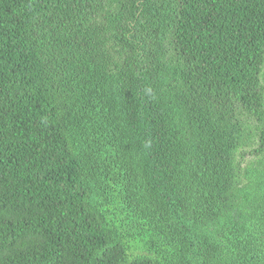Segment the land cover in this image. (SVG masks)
<instances>
[{"label": "trees", "instance_id": "trees-1", "mask_svg": "<svg viewBox=\"0 0 264 264\" xmlns=\"http://www.w3.org/2000/svg\"><path fill=\"white\" fill-rule=\"evenodd\" d=\"M0 264H264V0H0Z\"/></svg>", "mask_w": 264, "mask_h": 264}]
</instances>
